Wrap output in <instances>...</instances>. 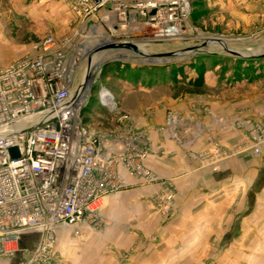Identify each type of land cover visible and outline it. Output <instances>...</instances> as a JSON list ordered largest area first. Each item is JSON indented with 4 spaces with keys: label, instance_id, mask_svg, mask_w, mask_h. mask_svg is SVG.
<instances>
[{
    "label": "rangeland",
    "instance_id": "rangeland-1",
    "mask_svg": "<svg viewBox=\"0 0 264 264\" xmlns=\"http://www.w3.org/2000/svg\"><path fill=\"white\" fill-rule=\"evenodd\" d=\"M9 2L0 0V58L10 59L8 64L32 55L33 45L44 37L66 35L76 25L75 19L66 26V17L59 10L50 13L48 4L39 6L41 16H18ZM190 2L192 17L185 34L150 32L147 38L139 31L128 46L101 42L81 58L76 82L87 94L83 117L112 149L119 146L113 143L124 146L115 150L123 158H136L142 150L152 154L150 128L144 125L159 114L165 116L164 123L154 128L175 141L184 136L186 143L180 147L202 167L221 175L225 161L235 160L225 168L228 176L219 180L226 188L211 192L218 204L227 203V216L211 223L208 236L202 232L199 240H179L177 250L169 242L162 249L191 253L194 264H264V142L260 154L254 152V139L264 126V15L248 10L243 21L221 10L223 5L215 0ZM236 3L240 10L245 7ZM123 53L132 59L121 58ZM145 103L154 104L153 110L132 111ZM124 115L128 121H120ZM201 134L208 135L207 144L195 149ZM244 157L247 163L241 162ZM115 165L114 174L126 171ZM102 226L104 230L105 221ZM26 240V251L35 250L38 241L30 235ZM152 241L157 246L161 242L156 236Z\"/></svg>",
    "mask_w": 264,
    "mask_h": 264
},
{
    "label": "built area",
    "instance_id": "built-area-1",
    "mask_svg": "<svg viewBox=\"0 0 264 264\" xmlns=\"http://www.w3.org/2000/svg\"><path fill=\"white\" fill-rule=\"evenodd\" d=\"M68 1L83 21L100 15L110 24L114 14L115 25L106 38L112 42L109 46L121 45L117 33L128 30L131 15L160 36L185 34L192 17L190 0ZM70 43L69 37L48 35L33 45L32 55L0 66V256L13 257L22 242L36 234L37 247L28 252V264H63L57 252L61 229L80 236L83 227H102L105 197L123 187L120 175L112 172L115 164L134 178L155 180L143 164L145 151L136 158L118 156L115 150L124 146L113 143L119 146L112 149L107 138L85 122L87 94L76 82L82 61L71 60ZM128 120L127 115L120 119ZM260 127L254 139L258 155L264 142ZM14 148L17 159L11 153ZM174 199L172 192L158 197L164 217L171 215Z\"/></svg>",
    "mask_w": 264,
    "mask_h": 264
},
{
    "label": "crops",
    "instance_id": "crops-1",
    "mask_svg": "<svg viewBox=\"0 0 264 264\" xmlns=\"http://www.w3.org/2000/svg\"><path fill=\"white\" fill-rule=\"evenodd\" d=\"M8 1L12 8L17 9L15 13L18 16H41L42 13L38 10L39 6L48 4L51 9L50 13L53 11L57 14V10H59V15L66 17L64 20L66 26L72 25V20L76 19V25L68 34L60 36L56 34L57 38L69 37L71 39L69 44L71 60L87 56L98 44L106 42L109 27L115 25L113 13L110 24L103 23L100 15L85 21L81 20L72 12L68 0ZM236 1L238 0H215V3L223 5L221 10H224L228 15L241 18L243 21L248 17L246 15H249L246 14L249 13L248 10L251 11V15H264V4L260 2L261 0H239L245 6L241 10ZM246 3L249 4L248 7ZM139 31L143 32L145 37H150L151 31L147 29L144 21L131 15L128 30L117 33L120 44L128 46V41L131 40L129 38L135 36ZM144 54H148V52L145 51ZM121 58L132 59L129 54H124ZM9 61L8 58H0V65L6 66ZM148 93L146 91V94ZM134 106L135 109L132 110L134 112L135 110L146 112L154 108V104L146 103ZM164 117L157 114L155 120L146 121L144 125L150 128L152 147V154L147 156L145 163L155 176V180L148 183L121 170L119 175L123 187L117 193L108 195L104 199L101 210L103 223L105 221L106 224L104 230L102 229L103 225L101 231L83 227L80 236H75L69 229H61L57 233V252L63 259V264L195 263L196 256L193 257L191 253L189 255L181 254L180 251H166L162 248L169 242L173 246L170 249L177 250L178 248L175 246L179 240L184 238L185 240H199L202 232H205L207 236L211 233V223L212 225L216 224L217 218H221L225 212L227 213L228 207L224 202L218 204L217 198L212 197L211 192H219L226 188V185H223L219 180L228 176L225 168L235 165L233 162L235 160L229 159L228 161L227 159L225 161L226 165L222 167L224 169L221 175H216L211 169L202 167L198 161L186 154L185 149L180 147L183 142L186 143L184 136L180 137L181 141H175L169 135L162 134L154 128V126L164 123ZM207 137V134L198 136L199 140L197 143L194 141L193 144L195 149L201 150V145L207 144ZM247 161L248 158L244 157L241 162L247 163ZM241 162L239 163L243 167L244 164ZM261 164H264V161ZM262 167L264 166L262 165ZM168 192L175 195V200L170 218H164L159 214L156 204L157 198ZM154 236L161 241L158 246L154 245L152 241ZM30 238L31 240L35 238L38 241L36 234H30ZM26 239L22 242L20 251L13 257L0 256V264H28L27 255L30 251L26 250L30 243ZM61 243L65 244L63 250L60 248ZM108 245L113 246V250H107L106 246ZM192 257L193 259H191Z\"/></svg>",
    "mask_w": 264,
    "mask_h": 264
},
{
    "label": "water",
    "instance_id": "water-1",
    "mask_svg": "<svg viewBox=\"0 0 264 264\" xmlns=\"http://www.w3.org/2000/svg\"><path fill=\"white\" fill-rule=\"evenodd\" d=\"M94 65V64H93ZM11 153L14 159H17L19 157V153L17 149H11Z\"/></svg>",
    "mask_w": 264,
    "mask_h": 264
},
{
    "label": "bare ground",
    "instance_id": "bare-ground-1",
    "mask_svg": "<svg viewBox=\"0 0 264 264\" xmlns=\"http://www.w3.org/2000/svg\"><path fill=\"white\" fill-rule=\"evenodd\" d=\"M82 94L84 95V93L82 92Z\"/></svg>",
    "mask_w": 264,
    "mask_h": 264
}]
</instances>
